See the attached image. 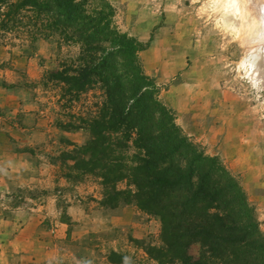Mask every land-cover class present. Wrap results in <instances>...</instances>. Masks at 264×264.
<instances>
[{
	"label": "rangeland",
	"instance_id": "rangeland-1",
	"mask_svg": "<svg viewBox=\"0 0 264 264\" xmlns=\"http://www.w3.org/2000/svg\"><path fill=\"white\" fill-rule=\"evenodd\" d=\"M108 1L119 29L149 45L143 68L178 126L237 178L264 233V54L260 70L243 65L259 22L264 35V0H237L228 28L217 12L224 0ZM78 55L77 46L1 33L0 264H160L146 252L163 247L159 219L110 204L99 173L74 154L104 94L72 98L48 74Z\"/></svg>",
	"mask_w": 264,
	"mask_h": 264
},
{
	"label": "trees",
	"instance_id": "trees-1",
	"mask_svg": "<svg viewBox=\"0 0 264 264\" xmlns=\"http://www.w3.org/2000/svg\"><path fill=\"white\" fill-rule=\"evenodd\" d=\"M116 15L108 0H0V36L21 32L31 43L79 48L75 60L48 74L72 98L95 87L104 94L85 120L90 140L74 154L84 157L82 168L99 173L110 204L122 199L159 219L163 247L147 249L151 258L160 264H264L255 207L223 162L178 126L143 68L140 54L149 45L122 32ZM120 182L126 190L114 188ZM192 245L200 248L197 259L188 254Z\"/></svg>",
	"mask_w": 264,
	"mask_h": 264
},
{
	"label": "bare ground",
	"instance_id": "bare-ground-1",
	"mask_svg": "<svg viewBox=\"0 0 264 264\" xmlns=\"http://www.w3.org/2000/svg\"><path fill=\"white\" fill-rule=\"evenodd\" d=\"M223 3L224 5L222 6L221 9L217 10V12L220 18V23H222V25L225 28H228V25L232 26L233 24L236 23L235 21H237V19L239 18L238 17L239 12L236 8L238 3H237V0H226V2L224 0ZM229 15L230 17H228ZM261 17L262 15L260 16V18ZM259 23H260L259 25H256V30H255L256 40L254 41L253 39L255 44H253L252 46L248 48V50L246 51L244 62H243V65L245 64V62L247 63L251 71L260 70L263 64L262 55L264 54V35L262 33L263 28H261V22ZM250 75H252V72H250Z\"/></svg>",
	"mask_w": 264,
	"mask_h": 264
}]
</instances>
